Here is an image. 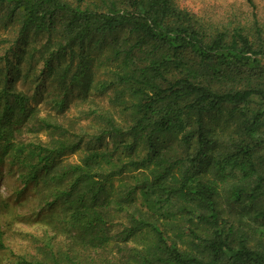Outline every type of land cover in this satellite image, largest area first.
Instances as JSON below:
<instances>
[{
  "label": "trees",
  "instance_id": "1",
  "mask_svg": "<svg viewBox=\"0 0 264 264\" xmlns=\"http://www.w3.org/2000/svg\"><path fill=\"white\" fill-rule=\"evenodd\" d=\"M248 3L251 19L241 22L235 14L226 21L205 19L175 0H0V21L4 27L13 25L15 35L3 39L8 47L0 53V165L20 169L23 188L47 191L50 199L42 196L41 201L48 207L57 204L66 225L95 246L112 237L116 222L107 207L114 204L124 213L123 239L142 235L141 248H128L131 264H264V249L249 244L243 219L236 222L232 207L223 203L264 200V167L259 164L264 162V17L253 0ZM89 42L101 45L108 83L92 82L95 56L85 48ZM35 56L42 63L40 72L59 84L58 110L74 85L83 88V96L90 88L121 89L115 99L124 104L118 112L123 123L98 109L86 114L101 124L92 140L110 138L111 149L90 145L79 162L60 166L58 158L82 139L44 117L28 128L59 137L48 143L13 139L12 126H19L33 109L25 95L10 88V81L20 74V63ZM63 57L68 61L62 66ZM250 103L255 107L249 108ZM224 112L226 122L233 121L235 137L209 134L207 119ZM165 135L179 139L183 156L170 158L156 151ZM215 137L222 138L218 145L231 141L216 156L209 154ZM139 142L147 149L145 157L125 159L118 152L122 145L133 149ZM205 159L211 176L190 170ZM184 162L188 167L174 174ZM136 169L142 171L132 175L115 199L109 198L112 180ZM228 176L233 182L223 193ZM136 190L141 201L131 206ZM172 203L193 224L184 234L188 249L176 240ZM256 217L264 218V206ZM177 236L182 238L183 232ZM15 263L88 264L68 256L50 261L21 257Z\"/></svg>",
  "mask_w": 264,
  "mask_h": 264
},
{
  "label": "rangeland",
  "instance_id": "2",
  "mask_svg": "<svg viewBox=\"0 0 264 264\" xmlns=\"http://www.w3.org/2000/svg\"><path fill=\"white\" fill-rule=\"evenodd\" d=\"M179 5L192 9L198 15L205 19L212 21H226L227 19L238 18L241 22L251 19V10H253L248 3V0H175ZM256 6L255 11L259 16L264 17V0H253ZM4 7H0V17L4 13ZM3 22L0 21V53H2L8 44L3 43V39L13 38V25L3 26ZM93 42H89L85 48L92 56H95L93 60L92 82H106L111 81L109 73H107L108 67H103L102 58L99 57V51L101 45ZM77 50V48H76ZM27 57V56H26ZM37 60V56L32 58L30 62L24 59L19 67L20 74L10 81L11 89L14 91H20L27 97V107L33 109L32 113L27 114V119L22 123L14 127L12 126L13 139L16 142L29 143L31 141H42L48 143L49 141L59 137L57 132L49 130H34L31 131L30 127L38 120V118L44 117L49 120L62 123L72 133H77L82 142L73 151H67L63 153L57 160L58 165L62 166L67 163L79 162L82 156L88 152V147L94 145L98 149H111L113 146L112 139L106 138L101 142H94L92 136L97 133V130L101 127V124L92 117V115H86L90 109H98L104 111L115 117L118 122V112L124 104H119L115 99V93L120 91L118 87L106 86L105 89L99 91L97 89L90 88L84 96L82 95V87L73 86L68 91L65 98V105L62 109L58 110L56 101L62 97L59 84L51 74L41 73L42 63ZM68 61L67 57H63L61 62L64 65ZM76 65V60L73 62L71 69ZM28 75L25 76V72ZM92 83V84H93ZM126 98V97H124ZM124 98L121 97L123 100ZM255 107L254 103L249 104V108ZM124 116V114H122ZM226 113L214 114L211 119H207L209 134L213 136L225 135V139L229 136H234L233 133V121L230 120V124L226 122ZM264 130V122L261 126ZM35 129V128H34ZM76 139V137H73ZM217 139V137H215ZM222 138L209 146L210 155H218L221 151L228 147L231 143L230 139L218 145ZM90 140L91 142H88ZM116 141H119L117 139ZM129 141V140H128ZM156 151L159 153H165L167 157H180L184 155V148L180 144L178 138L165 135L160 138ZM122 155H125V159L136 156L145 157L147 149L141 142L137 143L133 149L125 148L123 145L118 149ZM264 159V152L260 150ZM153 155V154H152ZM260 167H264V162L259 163ZM189 163L177 165L173 169V173L178 175L181 171H184L188 167ZM147 173L148 170L144 169ZM195 174L201 177H208L213 174L211 167L207 164V159L200 162L194 169ZM142 169H136L130 172H126L121 176H118L112 180V192L109 198L115 199L116 192L123 189L124 184L133 181L134 174L141 172ZM20 169L14 165L5 163L0 165V241L3 247H0V264H16L19 258L23 257L28 260H43L50 261L54 258L65 259L70 257L71 260H77L80 262H86L88 264H99L107 261L108 264H131L129 258V247H142V235L130 237L127 240L123 239L122 222L125 223V217L123 212L115 210V205L107 207L109 214L113 221L116 222L110 229L111 239L103 246H95L92 243L86 242V239H80L77 232L74 229L69 228L62 218V212L60 207L52 205L48 207L41 201V197H46L47 191H38V188L28 185L23 188V183L19 176ZM233 178V177H232ZM231 176L226 178V181L222 183V192L225 193L227 187L233 182ZM50 199L49 196H47ZM141 198L139 191L136 190L134 194V200L130 202V205L139 206ZM224 203L225 207H232V214L234 220L238 222L241 218L243 224V233L247 237L250 245L256 248L264 249V218L256 217V210L264 206L263 198H259L253 202H249L246 198H241L232 203ZM44 204V206H43ZM178 204L172 203L169 207V211L176 212L175 218H177V226L175 227L176 240H180L179 246L183 249H188L189 240L188 236L184 235L187 226L193 227V224L186 217H180V213L177 211ZM162 220V219H161ZM166 219H163L164 221ZM183 232L182 238H178L177 234ZM171 233V231H170ZM195 242V241H194Z\"/></svg>",
  "mask_w": 264,
  "mask_h": 264
}]
</instances>
